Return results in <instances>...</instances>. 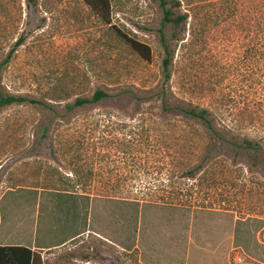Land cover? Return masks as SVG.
I'll use <instances>...</instances> for the list:
<instances>
[{
  "label": "rangeland",
  "instance_id": "obj_1",
  "mask_svg": "<svg viewBox=\"0 0 264 264\" xmlns=\"http://www.w3.org/2000/svg\"><path fill=\"white\" fill-rule=\"evenodd\" d=\"M179 1L175 15L187 11ZM161 3L110 0L112 24L150 48L143 61L80 0H25L23 18L21 0H0V62L12 50L0 94L27 99L0 110V193L18 188L0 206L29 219L40 207L39 229L50 205L78 227L88 215L89 233L120 246L102 243L105 264H264V156L216 145L188 181L202 159L194 126L158 100L115 97L168 88L172 102L263 136L264 0H199L195 45L188 24L162 26ZM160 31L174 54L168 82ZM97 89L112 97L65 108Z\"/></svg>",
  "mask_w": 264,
  "mask_h": 264
},
{
  "label": "trees",
  "instance_id": "obj_2",
  "mask_svg": "<svg viewBox=\"0 0 264 264\" xmlns=\"http://www.w3.org/2000/svg\"><path fill=\"white\" fill-rule=\"evenodd\" d=\"M82 1L94 14L97 16L105 25H108L111 30L129 47V49L135 53L141 60L150 61L151 51L150 48L127 36L118 28H116L111 22V4L110 0H80ZM198 1V2H197ZM216 1V0H209ZM163 6V20L162 26L170 25L173 29L179 28L180 26H185L188 24L189 32V44L195 45L199 35L201 34L200 22V4L199 0H183L187 11L182 15H175L171 10L172 8H178L181 5L179 0H175L171 4V8H164L167 1L161 0ZM254 28L261 29L257 23ZM174 37V36H173ZM160 41L164 52V59L162 61V75L165 82H168L171 77V68L173 65L174 54L169 50L167 41L160 31ZM18 40L16 42L20 43ZM12 50L7 54L6 58L0 62V70L5 63L8 62ZM144 91V90H142ZM147 96L139 97L133 92H120L116 94L115 97H123L124 94L132 97L134 102H140L142 100L149 102L150 100L159 101L161 106V111L165 114H175L180 116L183 121H187L194 129L191 130L192 134L196 137V147L198 149L199 144L202 151L196 152L197 158L202 156L197 164H191L187 169L181 174V178H185L188 181H197L202 174L205 172L202 170L203 161L208 160L210 153L214 151V147L217 145L220 148L235 150L236 153H242L244 151H254L257 154L264 156V135L258 138H251L248 134H241L240 129L230 127L218 118V115L214 110L209 107H199L193 105L191 102H185L184 100L172 102L175 100L173 94L169 93V89L162 88L160 92L153 93L151 90L146 92ZM156 94V95H155ZM168 95V98H167ZM112 96L103 89H97L93 92L90 98H76L72 105H65L67 110L73 108H80L85 105L100 103L103 100L110 99ZM58 101H65L66 98H56ZM48 101H55L49 98ZM168 101V102H167ZM27 99L24 97H13L4 96L0 94V110L4 107L11 105H22L26 103ZM37 103V105L49 106V104L43 102H30ZM196 150V149H195ZM202 172L201 174H199ZM195 184H191L193 186ZM176 197V195H174ZM169 199L168 196L165 197ZM174 199V198H173ZM19 253V254H18ZM0 261L3 262H15L20 264L22 261L25 264H29L30 261V251L24 248H0Z\"/></svg>",
  "mask_w": 264,
  "mask_h": 264
},
{
  "label": "crops",
  "instance_id": "obj_3",
  "mask_svg": "<svg viewBox=\"0 0 264 264\" xmlns=\"http://www.w3.org/2000/svg\"><path fill=\"white\" fill-rule=\"evenodd\" d=\"M35 2L36 0H28ZM25 0H21L22 18L26 14L24 10ZM46 14V11H43ZM22 26V25H21ZM22 41V38H20ZM17 189H6L0 193V204L7 193H17ZM24 191L44 192L24 188ZM50 213L43 221L39 229L40 207L34 218H23L18 213L17 206L7 204L4 208L0 206V248H24L30 251L29 264H105L104 257L107 256L102 243L120 248L100 235L89 233L88 215L81 226L73 222L70 214L58 213L56 206H49ZM57 219V220H55ZM85 224V225H83ZM39 231L40 234H39ZM60 238L58 239V236ZM98 251L94 250V246ZM100 246H98V245ZM105 248V247H104ZM19 254V253H18ZM108 263V261H107ZM0 264H18L15 262H3ZM20 264H25L23 261ZM141 264V259L139 260Z\"/></svg>",
  "mask_w": 264,
  "mask_h": 264
}]
</instances>
